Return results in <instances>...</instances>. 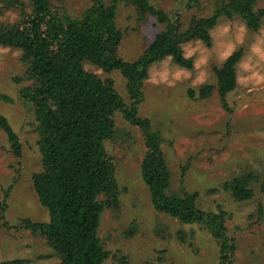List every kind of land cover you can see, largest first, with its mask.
<instances>
[{
  "label": "rangeland",
  "instance_id": "obj_1",
  "mask_svg": "<svg viewBox=\"0 0 264 264\" xmlns=\"http://www.w3.org/2000/svg\"><path fill=\"white\" fill-rule=\"evenodd\" d=\"M21 1L30 12L29 2ZM227 1L149 0L179 22L182 30L196 19L211 16L218 4ZM50 2L54 10L77 18L93 0ZM255 9L264 11V0H256ZM20 11L0 0V23L19 20ZM116 26L122 33L118 54L126 62L135 61L165 28L154 17L140 19L125 0H118ZM210 35V46L199 40L183 44L184 56L193 62L191 69L171 58L148 68L139 116L161 137L171 192L195 194L200 211L223 214L226 236L235 244L232 264H264V20L258 30H251L238 16L223 17ZM239 49L242 57L235 65L236 84L223 102L217 91V70ZM83 68L113 81L124 104H130L127 81L118 70L105 72L87 61ZM32 83L21 50L0 46V96L11 99H0V114L22 145V156L17 158L0 130V209H4L0 264H62L46 238L22 224L24 219L49 220L32 184L33 174L42 170L36 123L19 95ZM205 86L213 89L202 97ZM114 122L113 136L105 147L118 189L98 231L108 252L104 264H218L219 243L208 230L153 207L141 176L146 152L143 135L121 112ZM244 176L251 192L239 200L227 185Z\"/></svg>",
  "mask_w": 264,
  "mask_h": 264
},
{
  "label": "trees",
  "instance_id": "obj_2",
  "mask_svg": "<svg viewBox=\"0 0 264 264\" xmlns=\"http://www.w3.org/2000/svg\"><path fill=\"white\" fill-rule=\"evenodd\" d=\"M27 1L30 12L21 0H3L7 7L21 9V17L13 23H0V46L20 49L33 79L32 85L23 87L19 95L29 105L36 123L42 170L33 174L32 184L49 220L36 223L24 219L22 224L46 238L62 264H104L108 252L98 231L101 217L116 200L118 189L105 143L112 138L115 116L121 112L143 135L146 152L141 176L153 207L182 222L203 226L219 243L218 264H232L235 244L226 236L223 214L200 211L195 194L171 192L161 137L152 131L147 119L139 116V107L148 68L171 58L180 67L191 69L193 62L184 56L183 44L199 40L210 46V31L221 18L238 16L249 29L258 30L264 11L255 9L256 0L222 2L211 16L194 20L185 30L149 0H125L140 19L151 16L165 24L164 30L133 62L124 61L118 54L122 39L116 26L118 0H93L77 18L54 10L50 0ZM241 57V49L234 51L217 70V91L223 102L235 87V65ZM86 61L105 72L118 70L122 74L127 81L128 106L113 81L83 68ZM212 89L203 87L201 96H208ZM0 99L11 101L4 95ZM0 130L13 154L21 158L19 137L2 114ZM248 184L249 179L244 176L227 186L239 200H244L250 196ZM2 211L1 206V217Z\"/></svg>",
  "mask_w": 264,
  "mask_h": 264
}]
</instances>
